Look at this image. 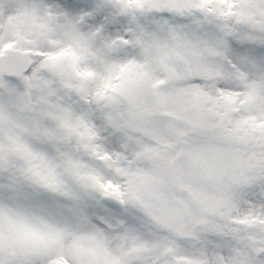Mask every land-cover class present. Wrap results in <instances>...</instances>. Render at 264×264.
Instances as JSON below:
<instances>
[{
  "label": "snow or ice",
  "instance_id": "snow-or-ice-1",
  "mask_svg": "<svg viewBox=\"0 0 264 264\" xmlns=\"http://www.w3.org/2000/svg\"><path fill=\"white\" fill-rule=\"evenodd\" d=\"M0 264H264V0H0Z\"/></svg>",
  "mask_w": 264,
  "mask_h": 264
}]
</instances>
